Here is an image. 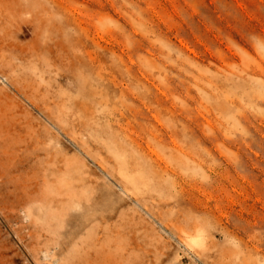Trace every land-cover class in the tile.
I'll list each match as a JSON object with an SVG mask.
<instances>
[{"label":"rangeland","instance_id":"1","mask_svg":"<svg viewBox=\"0 0 264 264\" xmlns=\"http://www.w3.org/2000/svg\"><path fill=\"white\" fill-rule=\"evenodd\" d=\"M0 264H264V0H0Z\"/></svg>","mask_w":264,"mask_h":264}]
</instances>
